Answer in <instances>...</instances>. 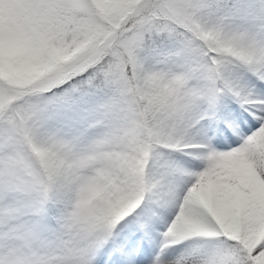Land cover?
I'll list each match as a JSON object with an SVG mask.
<instances>
[{
  "label": "snow or ice",
  "instance_id": "obj_1",
  "mask_svg": "<svg viewBox=\"0 0 264 264\" xmlns=\"http://www.w3.org/2000/svg\"><path fill=\"white\" fill-rule=\"evenodd\" d=\"M0 264H264V0H0Z\"/></svg>",
  "mask_w": 264,
  "mask_h": 264
}]
</instances>
